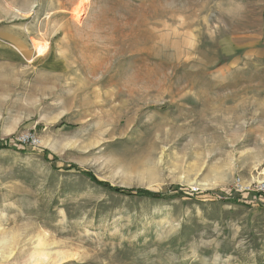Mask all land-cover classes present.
<instances>
[{"label":"rangeland","instance_id":"rangeland-1","mask_svg":"<svg viewBox=\"0 0 264 264\" xmlns=\"http://www.w3.org/2000/svg\"><path fill=\"white\" fill-rule=\"evenodd\" d=\"M4 142L0 264H264V0H0Z\"/></svg>","mask_w":264,"mask_h":264},{"label":"trees","instance_id":"trees-1","mask_svg":"<svg viewBox=\"0 0 264 264\" xmlns=\"http://www.w3.org/2000/svg\"><path fill=\"white\" fill-rule=\"evenodd\" d=\"M8 148H10V144L8 142L0 143V150H3V149L5 150V149H8ZM69 167L70 168L71 167L74 168L75 166H69ZM70 168H67V169H70ZM80 174L85 176V177H87L89 180L95 182L97 185L108 187L111 191H114V192L119 193V194H124V195H128V196L138 195V196L147 197V198L153 199V200L164 199V196H162L161 194L150 192V191H148L146 189H120V188H115V187L108 186V184L98 181L88 171H83L82 170V171H80ZM176 189H174V190L176 191Z\"/></svg>","mask_w":264,"mask_h":264},{"label":"bare ground","instance_id":"bare-ground-1","mask_svg":"<svg viewBox=\"0 0 264 264\" xmlns=\"http://www.w3.org/2000/svg\"><path fill=\"white\" fill-rule=\"evenodd\" d=\"M79 13H80V11H77L76 12V15L79 14ZM34 48H35L36 52L38 53V55H43L46 52V49H45V46L44 45L36 44L34 46Z\"/></svg>","mask_w":264,"mask_h":264},{"label":"built area","instance_id":"built-area-1","mask_svg":"<svg viewBox=\"0 0 264 264\" xmlns=\"http://www.w3.org/2000/svg\"><path fill=\"white\" fill-rule=\"evenodd\" d=\"M238 183H239V182H238ZM237 185H239V184H237ZM263 186H264V185H263ZM263 189H264V187H263V188H260L259 191H261V190H263Z\"/></svg>","mask_w":264,"mask_h":264}]
</instances>
